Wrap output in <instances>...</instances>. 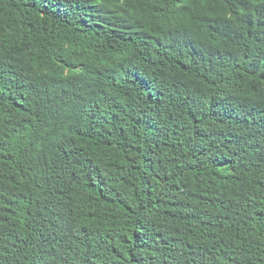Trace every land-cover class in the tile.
Returning <instances> with one entry per match:
<instances>
[{
  "label": "trees",
  "instance_id": "obj_1",
  "mask_svg": "<svg viewBox=\"0 0 264 264\" xmlns=\"http://www.w3.org/2000/svg\"><path fill=\"white\" fill-rule=\"evenodd\" d=\"M0 264H264V0H0Z\"/></svg>",
  "mask_w": 264,
  "mask_h": 264
}]
</instances>
